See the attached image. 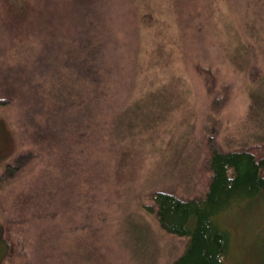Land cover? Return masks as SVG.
Returning a JSON list of instances; mask_svg holds the SVG:
<instances>
[{
  "label": "rangeland",
  "instance_id": "1",
  "mask_svg": "<svg viewBox=\"0 0 264 264\" xmlns=\"http://www.w3.org/2000/svg\"><path fill=\"white\" fill-rule=\"evenodd\" d=\"M102 25L107 36L94 44L104 79L99 91L109 103L95 112L88 132L72 123L58 146L44 148L32 130L37 120L30 126V117L24 118V104L0 105L8 127L0 133V158L20 149L38 155L0 187V234L6 252L12 247L10 261L3 256L0 264H93L97 258L103 261L96 264H167L186 239L158 227L144 208L148 192L201 194L208 138L216 137L224 150L264 138V107L258 98L252 104L249 93L264 85L253 83L234 59L240 42L264 46V0H0V76L11 73V85L19 88L25 84L16 75L23 53L3 62L4 53L35 40L44 53L54 43L76 55L86 44L79 35ZM51 58L56 67L68 63L61 55ZM197 63L212 70L217 92L228 90L217 111L210 106L214 94L194 70ZM62 78L66 85L69 78ZM23 90L31 94V88ZM127 100L139 107L122 110ZM117 133L116 141L110 134ZM6 135L14 139L6 141ZM262 209L245 203L219 216L234 233V264L264 258Z\"/></svg>",
  "mask_w": 264,
  "mask_h": 264
},
{
  "label": "trees",
  "instance_id": "2",
  "mask_svg": "<svg viewBox=\"0 0 264 264\" xmlns=\"http://www.w3.org/2000/svg\"><path fill=\"white\" fill-rule=\"evenodd\" d=\"M79 17L83 16L79 14ZM102 19V23H106L108 20L105 17ZM103 31H105L104 25L100 30L95 29L93 32H83L84 35H79L80 38L83 36L86 44L83 45V50L77 52L76 55H74L72 47L61 48L60 45H54V43L52 44V50H46L47 53H44L41 47H36V41L32 40L27 47L22 46L12 53H4V56H2L3 62L11 61L15 57L14 61H17L20 53H23L21 54L22 59H20L23 69H19V75H16L25 84L19 88H14L10 83L11 73L8 74L3 69L4 72L0 76L3 79V84L0 86V95H3V99L0 100V105H7L12 100H17L21 105L24 104V118L30 117L27 119L30 126L37 120V123L32 126L34 127L32 130L35 138L41 139L45 143L44 148L58 146L59 142L67 137L65 132L71 128L72 123L83 124L88 132V127H93L92 122L96 116L95 112L109 103V99L106 100V97H103L102 92L99 91V85L104 79L100 78L98 73L102 72V61L98 59L99 51L94 44L96 37L107 36L108 32L104 33ZM52 32H54L53 22ZM78 34L80 32L77 33L76 31L73 36L75 37ZM55 54L63 56V59L67 60L68 63L65 61L62 68V65L53 66L50 57ZM81 58L84 61H81ZM234 59L236 63L242 61L239 65L247 68L245 70H248V76L253 83L259 82L260 84L262 82V85H264V71H262L264 69L262 68L264 66V46L254 48L240 42ZM194 70L202 77L207 92L214 94L210 106L212 110L217 111L229 98L227 88L220 87L217 92L215 76L210 68L197 63L194 65ZM20 71L25 72L22 74ZM26 72L29 73L26 74V77H23ZM62 75L69 78V81H67L68 87L61 80L64 77ZM60 76L62 77L59 79ZM98 76L99 79L96 78ZM53 78L60 82L57 86L53 85ZM24 87L31 88V94L24 91ZM66 92L69 94L67 95L68 98L63 100L62 93L65 94ZM249 93L252 104L255 102L254 98H258V103H262L264 107L263 89L251 88ZM256 95L257 97H255ZM23 99L25 102H23ZM135 101L127 100L123 104L122 110L139 107L138 104L140 103L137 100ZM260 122L262 129L264 128V114L261 116ZM121 129L119 126V130ZM7 131L6 123L3 118H0L1 135L6 134ZM124 131H129V128ZM110 137L117 141L119 135L118 133L115 135L110 134ZM4 138H6V141L9 140L8 138L14 139L11 135H6ZM262 139L263 142L250 143L224 150L216 141V137L211 136L206 144V187L201 194L185 197L179 196L168 189H155L148 192L149 201L144 204V208L154 217L158 227L168 235L186 239L183 250L171 258L167 264H234L233 257L230 254L234 233L219 220V216H226L231 212H228L230 208L234 210L242 204L248 203L256 207H263L259 216L260 219H263L264 138ZM37 156V153L33 150L20 149L14 152L10 159L0 158V187L13 179L15 180L21 172L20 170L32 158ZM255 210L259 211L256 208ZM263 226L261 227L260 236L264 237ZM1 237L2 234H0V245L1 248L4 247L2 249L4 253L0 258L4 256V260H6L9 257L10 261L12 247L9 246V250L7 249L6 252L7 241ZM67 242V240L64 241L61 244V249L57 251L60 255L68 249L64 247ZM103 257H105L104 254ZM247 257L249 261L244 259L241 264H264V258L255 255L253 259L250 256ZM97 259L92 260L93 264L103 261V259ZM63 261L62 264H68L66 260ZM77 261L79 259L74 263ZM90 261L88 264H91ZM79 262L84 264L82 261ZM104 264H108L107 261Z\"/></svg>",
  "mask_w": 264,
  "mask_h": 264
}]
</instances>
